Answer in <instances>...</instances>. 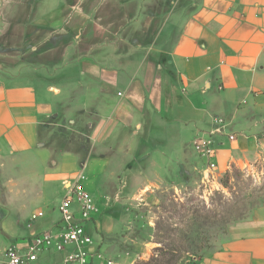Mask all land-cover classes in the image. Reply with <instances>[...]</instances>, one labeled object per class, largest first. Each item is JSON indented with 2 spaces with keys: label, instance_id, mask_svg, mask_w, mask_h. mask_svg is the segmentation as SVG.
Instances as JSON below:
<instances>
[{
  "label": "crops",
  "instance_id": "crops-1",
  "mask_svg": "<svg viewBox=\"0 0 264 264\" xmlns=\"http://www.w3.org/2000/svg\"><path fill=\"white\" fill-rule=\"evenodd\" d=\"M13 15L28 32L15 42ZM79 89L83 97L75 98ZM263 108L264 0H0V154L21 173L69 135L75 120L56 121L67 112L95 115L82 136L88 143L103 151L132 145L135 162L149 161L138 174L168 180L190 168L187 142ZM87 153L85 172L110 167L109 155ZM53 160L43 161L46 187L66 186L79 159ZM12 170L0 166V174ZM1 221L20 248L59 224L50 216L22 226L12 213ZM207 264H264V204L229 228Z\"/></svg>",
  "mask_w": 264,
  "mask_h": 264
},
{
  "label": "rangeland",
  "instance_id": "rangeland-1",
  "mask_svg": "<svg viewBox=\"0 0 264 264\" xmlns=\"http://www.w3.org/2000/svg\"><path fill=\"white\" fill-rule=\"evenodd\" d=\"M73 1L60 0V5ZM20 18L12 16L13 42L28 34L19 28ZM65 19L66 15L62 16L61 20ZM82 94L79 89L74 97L82 98ZM70 118L75 120V125L68 126L69 135H63L65 140L55 142V148L44 150L41 156L34 154L32 165L35 167L28 164V168L21 167L26 169L25 173H21L19 163L15 164L13 158L0 154V166H13L11 174H0V264H6L7 248L17 244L2 229L1 220L5 215L12 213L19 217L22 226L36 210H42L45 215L34 224L50 216L59 220L58 223L61 221L59 207L70 183L46 187L43 161L50 156L53 162L59 163L64 154H73L79 159L77 172L84 169L89 151L93 152V158L101 153L110 156L111 165L103 174L96 176L92 168L85 172L90 178L86 182L87 190L99 208L96 220L90 224L93 249L100 256L93 264H207L211 255L220 249L229 228L248 219L264 204V108L261 113L243 111L235 124L226 120L221 132L234 134L235 139L222 142V138L215 137L214 166L196 153L193 146L196 139L187 142L191 166L178 179L174 174L168 180L162 175L138 174L135 170L146 168L149 161L135 162L137 152L132 145L118 151H103L100 145L88 143L82 136L87 131V123L97 121L95 115L85 116L77 111L69 116L67 112L56 121L69 125ZM214 128L217 127L208 132ZM77 172L68 180L72 182ZM24 194L32 197L22 206L16 201ZM63 256L55 251L44 252L39 264L47 258L64 264Z\"/></svg>",
  "mask_w": 264,
  "mask_h": 264
},
{
  "label": "built area",
  "instance_id": "built-area-1",
  "mask_svg": "<svg viewBox=\"0 0 264 264\" xmlns=\"http://www.w3.org/2000/svg\"><path fill=\"white\" fill-rule=\"evenodd\" d=\"M223 124L222 120L217 121ZM223 125L211 132L203 134L194 142L196 153L201 159L212 164L215 154V137L224 138L227 141L235 139L234 134L222 133ZM87 176L83 169L76 178L70 182L67 192L59 207L61 221L57 229L48 230L38 234L28 241L26 247L20 248L11 245L6 250V264H39L40 255L44 252L55 251L63 253L64 264H93L100 259L93 249L94 239L90 224L96 220L99 208L91 193L86 187ZM44 216L43 212L33 214L31 222H35ZM107 264H112L107 262Z\"/></svg>",
  "mask_w": 264,
  "mask_h": 264
}]
</instances>
